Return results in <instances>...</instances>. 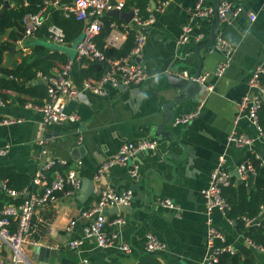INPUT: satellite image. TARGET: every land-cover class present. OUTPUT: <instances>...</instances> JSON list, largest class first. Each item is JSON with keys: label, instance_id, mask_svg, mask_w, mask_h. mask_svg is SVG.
I'll list each match as a JSON object with an SVG mask.
<instances>
[{"label": "crops", "instance_id": "obj_1", "mask_svg": "<svg viewBox=\"0 0 264 264\" xmlns=\"http://www.w3.org/2000/svg\"><path fill=\"white\" fill-rule=\"evenodd\" d=\"M196 1L170 0L161 11L156 10V1L154 7L150 2L148 13H152L154 21L142 28L146 41L130 59L140 63L148 77L138 85L107 87L105 94L84 92L79 99L67 100L65 111L75 112L77 120L43 125L40 112L34 108L20 105L13 98L0 102V117L22 118L20 123L0 126V146H9L6 155L0 157V165L36 168L40 158L35 141L43 138L53 156L64 160L68 169H76L80 187L83 179L94 182V189L86 198L79 188L74 195L59 193L55 204L36 208L32 220L44 223L37 231L36 247L46 246L49 252L41 258L35 252L36 247L28 245L25 250L30 264L78 263V254L67 248L66 242L82 234L89 218L82 216L81 211L98 198V189L105 185L132 190L128 204L105 210L108 221L116 217L123 219L120 224L107 223L105 230L117 233L118 239L128 243L131 250L100 247L88 239L84 254L92 264H204L209 252L208 218L223 234V240H215L216 245H229L264 264V251L254 249L220 211L214 209L208 213L203 196L210 171L220 157L233 177L238 165L248 160L249 152L264 164V137L246 116L234 123L241 98L257 93L247 86V79L255 66L264 62V0H233L242 9L238 14H230L227 21L215 15L191 18L190 10ZM63 3L67 2L60 4ZM214 3L215 0L205 1L206 5ZM46 14L47 9L43 10L44 18ZM122 22L120 26L134 35L139 32L132 21ZM186 24L191 27L189 40L178 45L176 40ZM219 33L233 50L228 67L216 76V68L225 58L223 52L212 48ZM5 36H0V41ZM74 43L58 45L47 36L30 34L20 38L19 34L14 49L4 53L3 64L13 67L34 44H42L45 53L59 50L68 59L74 58ZM155 72L161 74L158 85L151 79ZM173 72L184 78H192L197 72L207 74L206 83L212 89L204 91L200 86L196 90L191 83L183 88L174 87ZM70 79L80 86L77 64L70 71ZM144 91L149 99H138V94ZM199 104L200 112L192 120L172 124L176 116L196 109ZM169 116L170 122H166ZM233 130L253 138L251 146L229 142L227 138ZM140 139H155L157 144L153 150L137 152L133 157L139 166L137 177L130 176V165H114L102 182L93 180L97 166L122 142ZM249 181H253L252 176ZM158 198L171 199L176 209L160 207ZM71 219L75 224L67 232L65 226ZM148 232L165 244L164 249L154 252L145 249Z\"/></svg>", "mask_w": 264, "mask_h": 264}, {"label": "built area", "instance_id": "obj_2", "mask_svg": "<svg viewBox=\"0 0 264 264\" xmlns=\"http://www.w3.org/2000/svg\"><path fill=\"white\" fill-rule=\"evenodd\" d=\"M126 0H72L71 3L60 4L55 0L52 5L59 6L63 12L73 14L77 20L84 22L81 37L75 42L76 54L74 58L67 59L60 67H54L52 75L45 76L38 74L47 83V98L41 105L27 103L26 106L34 108L41 114V123L51 125L61 123L65 120L75 121L78 115L75 112L68 113L65 111V102L70 99H79L84 92L93 94H105L107 87H119L138 85L148 77L144 67L137 62H131L130 59L137 55L146 41V35L142 28L154 21V16L149 13L143 18L139 9L133 7L134 15L131 19L133 25L138 28V33L134 36V45L128 55L120 58H107L96 43V35L103 26L100 18L102 14L111 9H119L125 5ZM170 0H163L157 6L156 10L161 11ZM206 0H197L190 10L191 18L207 17L215 15L222 21H227L230 14H238L242 7L233 0H221L216 6L206 5ZM42 9L36 13H26L22 19L25 35L29 36L31 32L40 26L44 20ZM254 15H251V19ZM111 30L105 38L103 47H118L125 40L126 30H120L116 23L110 24ZM191 27L186 24L182 27L176 40L178 45H183L189 40ZM47 37L54 44L64 45V31L54 23L47 27ZM212 48H215L225 54V58L218 64L215 75L220 76L224 73L229 65L230 54L233 50L232 45L220 33L216 35ZM87 56L92 59L105 60L108 69L97 79H82L80 86H75L70 79V71L74 64L79 62L81 57ZM264 73V62L255 66L250 72L247 79V86L257 91L252 96L244 95L237 104V113L234 123H237L240 117L246 116L248 120L256 127L258 134L264 137V130L258 124L257 111L261 106L264 89L260 86L259 75ZM206 75L202 74L191 79L196 80L204 91H211L212 86L206 83ZM201 104L196 109L182 113L172 120L173 125L185 124L197 116L200 112ZM22 118L19 116H2L0 117L1 125H11L20 123ZM228 141L237 146L249 147L253 138L244 133H236L234 130L228 135ZM39 146L37 154L40 162L37 165L33 184L37 186V191L29 192L26 189L22 191L8 190L12 197L23 196L19 204L10 203L0 207V264H30V259L26 254L28 245L38 246V241L29 236L32 227V217L37 207H44L55 204L58 200L59 193L74 195L80 188L81 179L75 168H70L65 172L54 171L53 176L48 178V171L56 165H65V161L53 156L50 148L46 145L43 138L35 141ZM155 139H140L137 141L122 142L119 147L110 153L96 168L93 180L102 182L108 170L114 165H130L129 174L137 177L139 174L138 163L133 161L137 152L153 150L156 147ZM8 145L0 146V157L6 155ZM223 158H219L218 164L212 168L209 174V180L203 189V196L207 212L210 213L216 209L222 214H226L228 202L223 196L222 188L230 185L232 175L222 165ZM241 180L249 179L254 175V170L247 160L240 163L237 167ZM4 187V186H3ZM132 198V190L125 188L117 190L112 186L105 185L98 189V198L88 207L81 211V215L89 218L88 223L83 227L80 236L71 237L67 240V248L74 250L79 260L77 264H92L89 258L84 254V243L91 239L100 247H117L123 251L129 252L131 247L128 243L118 239L115 232H107L105 225L120 224L123 219L116 217L107 220L105 210L111 206L128 204ZM160 207L176 209L175 204L169 198H158L156 200ZM264 209V204L262 205ZM226 216V215H225ZM227 218V217H226ZM228 219V218H227ZM229 222H232L228 219ZM247 224L256 221L245 218ZM75 220L71 219L66 224L65 229L71 232ZM215 240H223V234L208 218L207 222V246L208 255L204 264H213L218 260L220 252L234 253V249L229 245H216ZM246 241L256 250L264 251V245H255L249 239ZM165 244L160 241L153 233H146L145 249L148 252H154L164 249Z\"/></svg>", "mask_w": 264, "mask_h": 264}, {"label": "trees", "instance_id": "obj_3", "mask_svg": "<svg viewBox=\"0 0 264 264\" xmlns=\"http://www.w3.org/2000/svg\"><path fill=\"white\" fill-rule=\"evenodd\" d=\"M5 1L9 5L3 7ZM55 0H0V36L5 35L0 41V102L5 103L10 98L17 100L18 104L27 103L41 105L47 98V83L38 74L45 76L52 75L54 67H60L68 58L59 50L45 53L42 44H34L31 51L25 53L20 62L13 67L3 64V56L16 44L19 34L25 35L23 17L26 13H36L42 9H47V16L42 24L36 27L32 36L46 37L47 27L54 23L59 25L64 31V41L66 43L76 42L82 34L84 22L77 20L73 14L66 15L61 7L52 6ZM69 2L70 0H58ZM151 0H126L124 9L133 6L139 9L143 18L148 16V8ZM158 5L163 0H154ZM103 26L96 35V43L99 49L107 58H120L128 55L134 45V33L128 28L120 26L122 20H117L104 13L100 17ZM114 22L120 30H126V38L118 47H103L106 36L111 30L110 24ZM29 41V40H28ZM78 66V75L82 79H97L108 69L105 60L92 59L87 56L81 57ZM75 64V65H76ZM260 86L264 89V73L259 75ZM258 124L264 130V101L257 111ZM37 150L39 146L37 145ZM36 150V151H37ZM248 161L251 164L254 175L253 181L243 179L237 183L232 176V182L222 188V193L228 202L226 217L230 219L236 231L244 238L249 239L255 245H264V164L253 152L248 153ZM65 165H56L48 171V178L53 176L54 171L65 172ZM36 168L28 166H15L12 164L0 165V207L6 204H19L23 196L12 197L8 190L29 192L37 191V186L33 184L32 178ZM4 186V187H3ZM51 208V207H49ZM46 208V209H49ZM245 218L255 220V223L247 224ZM34 221V222H33ZM44 225L43 221L32 220V227L29 236L37 239V231ZM255 249V248H254ZM213 264H258L254 258L243 255L239 251L234 253L220 252L217 262Z\"/></svg>", "mask_w": 264, "mask_h": 264}, {"label": "water", "instance_id": "obj_4", "mask_svg": "<svg viewBox=\"0 0 264 264\" xmlns=\"http://www.w3.org/2000/svg\"><path fill=\"white\" fill-rule=\"evenodd\" d=\"M151 5L152 7H154L155 2L154 0H151ZM218 4V0H215L214 6H216ZM9 3L8 1H5L3 4V7L8 6ZM106 14H108L109 16H112L113 18L117 19V20H123L126 23L130 22L133 15H134V11L133 8L125 11V10H119V9H111L109 11L105 12ZM20 38H22V34H20ZM16 47H20V45H17ZM14 49V48H12ZM200 74V72H197L194 77H197ZM173 81H172V85L174 87H185L186 84L191 83L193 85H195L196 90H199L200 88V84L191 78H184L181 74H174V72L172 73ZM262 100L264 101V95L262 96ZM166 122H170V116L167 118ZM234 177L237 179V183H240L242 180L240 178L239 172L236 169L234 171ZM94 189V182L92 180H88V179H83L82 180V185L80 187V194L82 195V197L86 198ZM35 252H38L40 254V257H44V255H46L49 252V248H47L46 246H40V247H36L35 248Z\"/></svg>", "mask_w": 264, "mask_h": 264}, {"label": "clouds", "instance_id": "obj_5", "mask_svg": "<svg viewBox=\"0 0 264 264\" xmlns=\"http://www.w3.org/2000/svg\"><path fill=\"white\" fill-rule=\"evenodd\" d=\"M151 79H152V82H153L154 85H158L159 82H160V79H161V74L159 72H155V73H153ZM138 99H140V100L149 99L147 91L140 92L138 94Z\"/></svg>", "mask_w": 264, "mask_h": 264}, {"label": "rangeland", "instance_id": "obj_6", "mask_svg": "<svg viewBox=\"0 0 264 264\" xmlns=\"http://www.w3.org/2000/svg\"><path fill=\"white\" fill-rule=\"evenodd\" d=\"M75 44V43H74Z\"/></svg>", "mask_w": 264, "mask_h": 264}]
</instances>
